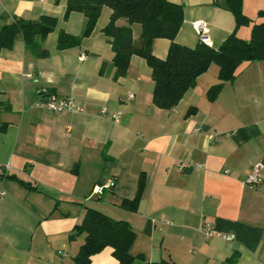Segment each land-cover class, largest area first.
<instances>
[{"label":"crops","instance_id":"obj_1","mask_svg":"<svg viewBox=\"0 0 264 264\" xmlns=\"http://www.w3.org/2000/svg\"><path fill=\"white\" fill-rule=\"evenodd\" d=\"M168 1L183 12L177 45L199 43L195 21L207 24L214 48L235 30L233 15L213 0ZM67 3L0 0V28L18 18L58 20L45 39L28 45L18 35L0 52V168L11 166L0 179V264H75L84 235L71 236L88 208L131 225V253L144 257L134 264H264V61L241 65L213 102L207 93L219 70L212 64L175 108L162 110L145 59L133 56L126 75L115 78L103 33L111 9L83 37L86 17L73 12L66 19ZM243 13L251 24L236 35L248 40L252 25L264 22V0H243ZM61 30L80 45L60 49ZM140 34L135 24L137 47ZM170 44L156 40L154 55L165 59ZM44 50L48 57L39 56ZM48 95L71 97L82 111L49 112L38 106ZM103 108L121 112V123L103 117ZM257 162L261 182L248 187L244 180ZM111 179L112 189L97 192ZM140 179L137 210L122 208L136 198ZM206 224L220 236H205ZM91 264L118 262L107 248Z\"/></svg>","mask_w":264,"mask_h":264},{"label":"trees","instance_id":"obj_2","mask_svg":"<svg viewBox=\"0 0 264 264\" xmlns=\"http://www.w3.org/2000/svg\"><path fill=\"white\" fill-rule=\"evenodd\" d=\"M213 5L230 12L235 20L234 32L217 48L201 43L194 48L177 45L174 41L183 24V12L181 6L168 0H68L65 18L73 12L84 14L86 27L83 37H89L103 9L110 8L111 18L103 33L114 52L115 78L126 75L133 56L142 57L152 70L155 106L170 110L178 105L184 94L195 86L198 77L212 64L218 67L219 82L207 93L211 102L216 100L226 82L235 79L241 65L264 61V22L254 23L249 39L243 40L236 35V30L251 24V19L243 13V0H213ZM122 19L127 21L126 26L119 25ZM135 24L141 26L138 47L134 43ZM57 28L58 20L53 17L44 16L38 22L18 18L0 28V52L12 49L18 35L23 36L26 44L33 45L38 37L45 39ZM158 39L171 42L165 59H159L153 53V44ZM80 40L61 30L58 46L60 49L79 46ZM39 56L48 57L49 52L44 50ZM192 111L189 110L188 114ZM144 190V181L140 179L136 198L124 200L122 208L137 210ZM81 235H84V243L74 258L75 264H91L92 258L107 248L112 250L118 264H134L136 260L144 259L143 255L134 256L131 253L137 237L131 225L98 210L87 209L83 222L75 226L71 239ZM151 264L171 263L161 261Z\"/></svg>","mask_w":264,"mask_h":264},{"label":"built area","instance_id":"obj_3","mask_svg":"<svg viewBox=\"0 0 264 264\" xmlns=\"http://www.w3.org/2000/svg\"><path fill=\"white\" fill-rule=\"evenodd\" d=\"M193 28L195 29L199 43L203 45H210L209 37H208V27L207 24L204 21H195L192 23ZM129 98L133 99L134 95L129 94ZM38 106H42L44 109H46L49 112L52 113H63V112H70V113H78L82 111V109L76 104L74 99L71 97H59L56 95H48L44 97L42 103H39ZM109 111L106 108L101 109L100 114L103 117L110 116L111 120L119 124L122 121L123 114L121 112H114V113H108ZM208 139L210 142L216 141L217 136L214 134L208 135ZM11 166H3L0 168V176L4 177L6 176V173L10 170ZM263 169V164L261 162H257L252 167V170L250 174L245 178L244 184L248 187H254L261 182V170ZM114 187V180H108L103 186L98 187L96 190L97 192H101L104 189H112ZM204 234L207 237L211 236H220L219 234L215 233L213 231V228L211 225L206 224L204 229ZM226 240L230 241L233 239L231 236H225Z\"/></svg>","mask_w":264,"mask_h":264}]
</instances>
